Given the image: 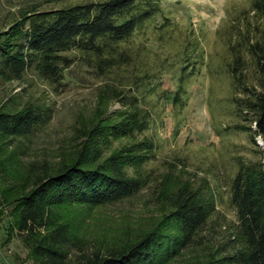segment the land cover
I'll use <instances>...</instances> for the list:
<instances>
[{
	"label": "trees",
	"instance_id": "1",
	"mask_svg": "<svg viewBox=\"0 0 264 264\" xmlns=\"http://www.w3.org/2000/svg\"><path fill=\"white\" fill-rule=\"evenodd\" d=\"M252 8L264 16V0H254ZM252 28L250 20L233 18L219 32L224 46L220 59L235 77L234 90L238 93L241 87L248 93L235 100L240 111L246 109L253 115L247 119L255 124V128L248 126L254 140L260 136L264 141V84L262 90L251 95L243 79L246 51L257 56L264 71V48L253 41ZM149 37L156 41V48L149 45ZM70 52L81 55L100 75L116 81L113 94L118 100L127 99L125 105L133 107L146 94L161 91L163 69L180 63L173 97L180 109L187 103V80L206 60L202 37L192 29L181 30L162 0H99L29 11L17 21L9 38H0V76L20 81L34 68L53 83L60 82L74 61ZM50 118V108L33 101L21 107L11 101L0 102V174H25L24 182H17L22 185L19 190L7 180L0 217L4 212L1 207L11 205L7 241L11 234L20 235L34 264H163L196 241L209 220L211 206L185 183L162 194L170 207L169 215L178 225L177 234L153 229L127 244L107 249L90 246L70 222L61 219L59 209L66 205H106L132 197L143 188V180L127 170L126 164L133 161V156H102L104 127H110L108 134L113 136L121 130L130 132L131 128L125 130L122 121L101 126L96 123L83 133L85 137L68 159L55 164L30 162L20 169L22 139L45 126ZM140 123L139 128L146 125L143 120ZM230 192L242 243L224 255V262L264 264L262 160L242 163Z\"/></svg>",
	"mask_w": 264,
	"mask_h": 264
},
{
	"label": "rangeland",
	"instance_id": "2",
	"mask_svg": "<svg viewBox=\"0 0 264 264\" xmlns=\"http://www.w3.org/2000/svg\"><path fill=\"white\" fill-rule=\"evenodd\" d=\"M90 1L99 0H0V36L9 38L17 21L31 10L47 11ZM253 1L162 0L181 30L192 29L202 37L205 49L206 60L187 80V103L180 109L173 102L180 63L163 69L161 91L146 94L137 107L126 106L127 99L118 100L112 92L117 82L97 73L75 52L69 53L74 61L60 82L40 76L34 68L20 81L0 76V102L11 101L21 107L33 101L50 108L46 125L21 141L22 170L30 162L55 164L68 159L85 137L83 133L96 123L101 126L122 121L125 130L131 128L113 136L108 134L110 127H104L102 156H133L127 170L143 180V188L110 204L59 209L61 219L70 222L90 246L107 249L127 244L153 229L177 234L178 225L169 215L170 207L162 194L185 183L211 206V214L196 241L163 264H225L224 255L242 243L230 186L242 163H264V141L260 136L254 140L248 126L255 128V124L247 119L253 115L246 109L240 111L236 103L235 97L245 98L248 93L241 87L238 93L234 90L235 77L222 65L224 46L219 32L235 17L248 19L253 24V41L264 48V16L253 10ZM149 38V45L156 48V41ZM245 58L243 79L253 95L263 88L264 71L254 53L246 51ZM141 120L146 125L139 128ZM24 175V171L11 173V177L0 174V200L7 180L19 190L22 185L17 182H24ZM1 208L0 264H34L20 235L11 234L7 241L12 207Z\"/></svg>",
	"mask_w": 264,
	"mask_h": 264
}]
</instances>
